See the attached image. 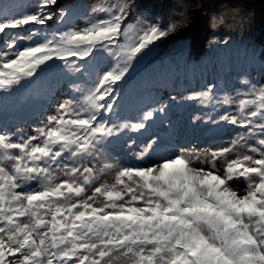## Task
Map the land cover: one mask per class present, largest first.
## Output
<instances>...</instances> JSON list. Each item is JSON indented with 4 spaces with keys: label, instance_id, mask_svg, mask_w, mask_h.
<instances>
[{
    "label": "snow or ice",
    "instance_id": "1",
    "mask_svg": "<svg viewBox=\"0 0 264 264\" xmlns=\"http://www.w3.org/2000/svg\"><path fill=\"white\" fill-rule=\"evenodd\" d=\"M128 15L0 0V264H264V82L141 76Z\"/></svg>",
    "mask_w": 264,
    "mask_h": 264
},
{
    "label": "rangeland",
    "instance_id": "2",
    "mask_svg": "<svg viewBox=\"0 0 264 264\" xmlns=\"http://www.w3.org/2000/svg\"><path fill=\"white\" fill-rule=\"evenodd\" d=\"M63 0H56V8ZM147 1V0H146ZM173 7L164 9L156 13V9H149L146 16L140 13L141 3L134 0L135 5H131V0H127L129 5L128 21L133 22L137 17H141L148 23H157L161 27H166L169 23L175 24V31L169 33L166 37L159 38L154 43H166V52L170 55L175 51V47L171 45L175 40L179 41L178 57H181L190 43L188 42L191 35L196 29H200L199 25L193 24L197 21H202L204 25V34L207 36L206 40L223 41L235 40L233 46H240L249 40H257L263 46L264 53V0H171ZM197 1V2H196ZM159 1H157L154 6ZM88 8L94 4L99 3L98 0H87ZM166 3V2H165ZM180 4L181 7L180 8ZM173 8V10H171ZM136 10L133 14L132 11ZM56 9H54L55 11ZM173 14H168L169 11ZM228 11H231L228 13ZM233 14L234 16H230ZM227 17H226V16ZM233 18L235 21L244 20L239 25L226 20ZM248 28L246 23L250 22ZM179 22V23H177ZM215 25V26H213ZM186 36L183 40L180 38ZM218 37V40H216ZM242 40V41H240ZM238 41H240L238 43ZM220 45L218 43H214ZM232 46V47H233ZM196 47L194 48V50ZM111 179V177H110Z\"/></svg>",
    "mask_w": 264,
    "mask_h": 264
},
{
    "label": "clouds",
    "instance_id": "3",
    "mask_svg": "<svg viewBox=\"0 0 264 264\" xmlns=\"http://www.w3.org/2000/svg\"><path fill=\"white\" fill-rule=\"evenodd\" d=\"M227 39V37L225 38V40ZM212 42H215V40H213ZM205 47H207V42H206V45H205Z\"/></svg>",
    "mask_w": 264,
    "mask_h": 264
},
{
    "label": "trees",
    "instance_id": "4",
    "mask_svg": "<svg viewBox=\"0 0 264 264\" xmlns=\"http://www.w3.org/2000/svg\"><path fill=\"white\" fill-rule=\"evenodd\" d=\"M197 2V1H196ZM196 23H198V22H196Z\"/></svg>",
    "mask_w": 264,
    "mask_h": 264
}]
</instances>
